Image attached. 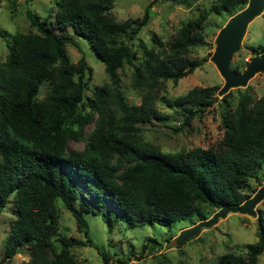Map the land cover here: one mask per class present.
Wrapping results in <instances>:
<instances>
[{
    "label": "trees",
    "instance_id": "16d2710c",
    "mask_svg": "<svg viewBox=\"0 0 264 264\" xmlns=\"http://www.w3.org/2000/svg\"><path fill=\"white\" fill-rule=\"evenodd\" d=\"M115 1L61 0L53 20L29 8L26 14L36 31L16 32L8 44L9 54L0 64V211L12 199L15 217L0 264L24 246L32 248L26 264H78L72 247L86 243L56 237L59 199L87 233L85 213L95 210L88 194L99 207H110L100 214L111 230L119 222L170 226L193 216L207 219L204 207L241 205L257 191L251 179L264 185V95L241 94L235 109L225 111L224 135L215 145L164 153L142 140V125L169 118L156 104L166 81L177 83L202 65L189 53L204 41L205 17L187 21L167 49L156 36L152 41L159 48L143 46L132 81L141 101L129 104L118 72L124 63H133L129 41L149 23L154 2L142 17L119 22L111 13ZM249 1L216 0L211 9L235 15ZM0 36L7 37L1 28ZM77 38L86 39L104 62L108 83L90 85L92 69L84 55L71 61L67 45L76 46ZM45 83L48 93L40 99ZM219 89L194 87L169 103L185 113L174 130H184L210 110ZM89 124L94 130L87 137ZM71 140L84 141V147L70 149ZM263 253L261 219L258 240L246 255L226 253L220 259L221 264H256Z\"/></svg>",
    "mask_w": 264,
    "mask_h": 264
},
{
    "label": "rangeland",
    "instance_id": "374dc122",
    "mask_svg": "<svg viewBox=\"0 0 264 264\" xmlns=\"http://www.w3.org/2000/svg\"><path fill=\"white\" fill-rule=\"evenodd\" d=\"M59 1L61 0H0V28L7 33L6 38L0 36V64L6 60L9 54L8 44L16 32L36 31L27 17V9L30 8L41 17L53 20ZM151 1L154 4L151 7L149 23L136 39L129 41L135 59L132 64L124 63L118 72L121 89L129 104H139L141 101V93L132 85L134 68L140 64L143 46L147 48L156 46L152 41L153 36L162 41L163 47L167 49L174 42L175 34L187 21L197 20L204 15V41L192 46L189 53L191 60H201L202 65L177 83L172 80L166 81V88L157 94V107L169 118L162 122L153 120L142 125L141 138L157 146L164 153H179L194 147L215 145L224 135L222 118L225 111L235 109L241 94L248 91L254 99L264 95V72L255 74L246 86L231 88L223 95H219L225 81L212 61L216 48L215 39L234 13L213 12L211 6L216 0L188 3H180V0H116L111 13L119 22H124L128 18H140ZM156 47L159 48L158 45ZM67 51L74 63L85 56L88 66L92 69L90 85H102L110 81L104 62L96 56L86 39L77 38V45L68 44ZM261 51H264V10L249 24L241 48L234 55L232 68L243 71L249 61L260 55ZM208 86L220 88L215 105L202 116L195 117L191 126L176 132L174 128L183 123L185 113L179 111L178 114L169 103L194 87ZM48 89V83H45L39 93L40 99L46 96ZM86 94L91 95V92L87 91ZM93 130L94 124H89L86 129L87 137ZM84 144V141L71 140L69 146L70 149H82ZM261 173L263 178L261 184H264V166ZM251 185L257 190L260 188L258 180L251 179ZM78 186L85 187L83 182ZM86 197L87 202L92 203L95 209L85 213L88 222L87 233L77 226L75 217L62 200L57 201L59 218L56 237L65 235L86 243L85 246L72 247L71 251L78 264H221L220 258L223 254L246 255L248 246L257 242L261 219L264 220L263 200L256 207L257 216L230 212L219 218L211 227L202 228L194 238L181 246H176L175 238L182 230L212 218L219 209L204 207L208 214L207 219L203 220L193 216L170 226L155 223L136 227L119 222L110 230L100 214L106 213L110 207H99L89 194ZM76 205L79 207V201H76ZM14 217L11 199L0 211V260L4 256L5 242ZM54 245L57 250L60 249L57 241H54ZM31 255V246L21 247L19 253L5 264H26ZM256 264H264V253L258 257Z\"/></svg>",
    "mask_w": 264,
    "mask_h": 264
},
{
    "label": "water",
    "instance_id": "95a60500",
    "mask_svg": "<svg viewBox=\"0 0 264 264\" xmlns=\"http://www.w3.org/2000/svg\"><path fill=\"white\" fill-rule=\"evenodd\" d=\"M191 1L196 2L198 0ZM263 10L264 0H250L247 7L232 16L218 33L215 39L216 48L212 56V61L215 63L219 73L225 81L224 86L219 91V95H223L231 88L246 86L255 74L264 72V54L253 57L243 71H236L232 68L234 55L241 48L242 39L249 24L259 16ZM263 200L264 185L243 204L234 207L224 206L219 209L212 218L200 221L196 225L182 230L175 238V245L181 246L187 240L197 236L202 228L211 227L219 220V218L225 217L230 212L257 216L256 207Z\"/></svg>",
    "mask_w": 264,
    "mask_h": 264
}]
</instances>
